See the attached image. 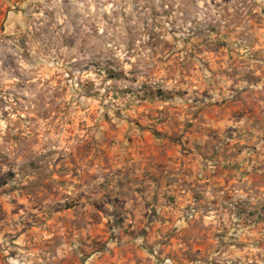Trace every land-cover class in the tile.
Returning <instances> with one entry per match:
<instances>
[{
  "label": "rangeland",
  "instance_id": "374dc122",
  "mask_svg": "<svg viewBox=\"0 0 264 264\" xmlns=\"http://www.w3.org/2000/svg\"><path fill=\"white\" fill-rule=\"evenodd\" d=\"M0 264H264V0H0Z\"/></svg>",
  "mask_w": 264,
  "mask_h": 264
},
{
  "label": "trees",
  "instance_id": "16d2710c",
  "mask_svg": "<svg viewBox=\"0 0 264 264\" xmlns=\"http://www.w3.org/2000/svg\"><path fill=\"white\" fill-rule=\"evenodd\" d=\"M112 74H113V72H112ZM118 77H119V76L113 74V75L111 76V79L115 80V79H118ZM152 95H154V94H151V96H152ZM161 99L164 100V101H166V102H169L171 98H168L167 96H162Z\"/></svg>",
  "mask_w": 264,
  "mask_h": 264
}]
</instances>
